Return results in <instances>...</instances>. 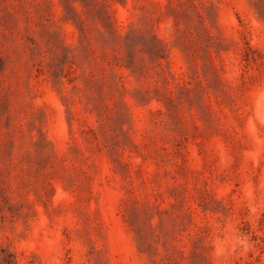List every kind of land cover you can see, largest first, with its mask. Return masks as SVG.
<instances>
[{
  "label": "rangeland",
  "instance_id": "374dc122",
  "mask_svg": "<svg viewBox=\"0 0 264 264\" xmlns=\"http://www.w3.org/2000/svg\"><path fill=\"white\" fill-rule=\"evenodd\" d=\"M4 245L264 264V0H0Z\"/></svg>",
  "mask_w": 264,
  "mask_h": 264
},
{
  "label": "trees",
  "instance_id": "16d2710c",
  "mask_svg": "<svg viewBox=\"0 0 264 264\" xmlns=\"http://www.w3.org/2000/svg\"><path fill=\"white\" fill-rule=\"evenodd\" d=\"M18 253L9 245H4L0 249V264H19Z\"/></svg>",
  "mask_w": 264,
  "mask_h": 264
}]
</instances>
